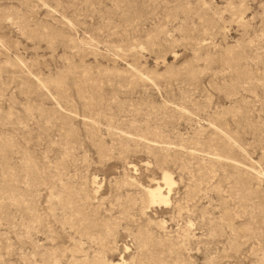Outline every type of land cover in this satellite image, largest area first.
Segmentation results:
<instances>
[{
	"label": "rangeland",
	"instance_id": "374dc122",
	"mask_svg": "<svg viewBox=\"0 0 264 264\" xmlns=\"http://www.w3.org/2000/svg\"><path fill=\"white\" fill-rule=\"evenodd\" d=\"M0 264H264V0H0Z\"/></svg>",
	"mask_w": 264,
	"mask_h": 264
},
{
	"label": "bare ground",
	"instance_id": "6f19581e",
	"mask_svg": "<svg viewBox=\"0 0 264 264\" xmlns=\"http://www.w3.org/2000/svg\"><path fill=\"white\" fill-rule=\"evenodd\" d=\"M165 174V173H164ZM164 174H163V176H164ZM169 176V175H168ZM167 176V174L163 177V179L165 180L164 181V183L165 184H168V182H170V177H168ZM163 183V184H164ZM171 183V182H170ZM157 185V184H156ZM170 185V184H169ZM155 187V186H154ZM151 188H153V187H151ZM149 189H150V187H149ZM148 189V191H147V196L153 201V203L154 202H161V201H166L167 200V198H166V196H163L164 194L163 193H161V190L162 189H160V187L159 186H157V187H155V188H153V189H150L149 190ZM149 200V199H148ZM167 202V201H166ZM165 202V203H166Z\"/></svg>",
	"mask_w": 264,
	"mask_h": 264
}]
</instances>
